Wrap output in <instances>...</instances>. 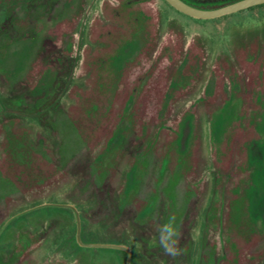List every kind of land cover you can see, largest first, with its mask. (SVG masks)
<instances>
[{
  "label": "rangeland",
  "instance_id": "obj_1",
  "mask_svg": "<svg viewBox=\"0 0 264 264\" xmlns=\"http://www.w3.org/2000/svg\"><path fill=\"white\" fill-rule=\"evenodd\" d=\"M94 245L264 264V4L0 0V264H128Z\"/></svg>",
  "mask_w": 264,
  "mask_h": 264
},
{
  "label": "water",
  "instance_id": "obj_2",
  "mask_svg": "<svg viewBox=\"0 0 264 264\" xmlns=\"http://www.w3.org/2000/svg\"><path fill=\"white\" fill-rule=\"evenodd\" d=\"M165 1H167V3L170 4L172 7H174L177 11L187 16H190L196 19H203V20L221 18L223 16L238 13L240 11H244L246 9L264 4V0H239L234 3L228 4L223 7L216 8V9H202V8L195 7L183 0H165ZM82 245L92 246V245H86V244H82ZM94 246L124 250L128 253V264H130L131 254H130L129 249L122 247V246H117V245H111V246L110 245H94Z\"/></svg>",
  "mask_w": 264,
  "mask_h": 264
},
{
  "label": "clouds",
  "instance_id": "obj_3",
  "mask_svg": "<svg viewBox=\"0 0 264 264\" xmlns=\"http://www.w3.org/2000/svg\"><path fill=\"white\" fill-rule=\"evenodd\" d=\"M176 217L171 216L167 223L162 224L157 229L159 245L166 256L175 260L183 255L184 250L179 246L181 233L175 226Z\"/></svg>",
  "mask_w": 264,
  "mask_h": 264
},
{
  "label": "trees",
  "instance_id": "obj_4",
  "mask_svg": "<svg viewBox=\"0 0 264 264\" xmlns=\"http://www.w3.org/2000/svg\"><path fill=\"white\" fill-rule=\"evenodd\" d=\"M183 1L188 2L187 0H183ZM193 5H194V4H193Z\"/></svg>",
  "mask_w": 264,
  "mask_h": 264
}]
</instances>
